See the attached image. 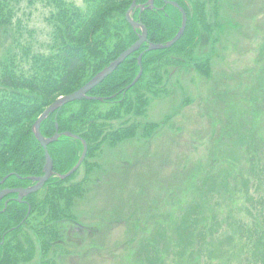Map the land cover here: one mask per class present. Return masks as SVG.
<instances>
[{
	"label": "rangeland",
	"instance_id": "obj_1",
	"mask_svg": "<svg viewBox=\"0 0 264 264\" xmlns=\"http://www.w3.org/2000/svg\"><path fill=\"white\" fill-rule=\"evenodd\" d=\"M72 1L83 6L82 0ZM202 1L205 6L199 13L203 21L192 28L200 32L196 45L180 52L173 50L170 57L164 58L160 71L152 65L153 56H146L145 62L151 64L142 66L144 79L127 96H142L147 102L139 109L140 115H123L103 126L104 135L99 140L107 136L102 153L99 159H87L89 167H96L90 169L88 183L86 165L82 164L71 179L59 185L52 183L35 196V200L45 198L49 190L57 189L59 201L65 198L63 189L89 188L81 197L75 196L76 205L70 212L83 225L77 226L69 218L56 220V236L47 243L52 251L48 259L43 254L45 248L29 233L26 242L37 248L31 252L29 264H40L42 259L50 260L49 264H190L184 259L191 244L200 255L197 264H222L210 259L208 253H219L221 257V253H234L236 245H242L246 254H231L223 264H249L256 256V250H249L255 245L246 238V231L241 240V231L235 232L234 223L221 222L230 213L240 223L252 226L264 221V212L257 203L249 205L250 213L238 210L239 204H248L243 193H232L237 183L241 189L249 188L248 195L254 201L264 197V0ZM188 4L192 13V0ZM48 13L49 9L38 0L31 4L29 0L21 1L18 16L31 51L47 49ZM10 43L11 36L0 42V48L5 44L8 49ZM85 79L81 74L75 84L81 87ZM93 106L105 113L115 107L101 102ZM78 107L77 103L68 105L63 116L77 114ZM147 131L148 139L144 136ZM130 133L135 138L119 144L120 135ZM112 136H117L114 147L107 145ZM213 156L220 160L215 162ZM57 157L62 159L60 154ZM226 160L233 161L229 169L221 165ZM72 165L69 162L64 166L68 169ZM241 174L244 178L250 176V182L237 178ZM224 178L230 182L227 193L232 197L224 195V203L215 196L217 200L206 203L208 211L202 216L201 202L195 203L188 191L196 187L197 193L204 195L205 187L207 192H214L208 188ZM174 191L179 192L176 198L171 196ZM188 201H193L192 208L187 207ZM125 206L129 207L122 212L120 208ZM130 207H136L135 218L144 223L141 226L145 229L131 230L126 225L132 213ZM202 218L206 224H196ZM39 220L42 224L41 217ZM105 221L107 225H103ZM171 223L175 225L170 227ZM245 242L249 248L243 247Z\"/></svg>",
	"mask_w": 264,
	"mask_h": 264
},
{
	"label": "trees",
	"instance_id": "obj_2",
	"mask_svg": "<svg viewBox=\"0 0 264 264\" xmlns=\"http://www.w3.org/2000/svg\"><path fill=\"white\" fill-rule=\"evenodd\" d=\"M21 1L0 0V42L8 40L11 36L9 48L6 49L4 47L5 44H2L3 48H0L2 51L0 54V181L7 176L5 181L0 184V189L26 187L32 184L27 177L42 174L44 149L34 137L32 124L43 110L59 96L78 89L80 86L78 87L75 82L81 74L84 75V78L86 77L85 81H83L86 83L134 43L138 37L137 32L132 29L125 18L126 11L133 0H82L83 6H78L72 0H38L44 7L49 9L48 16L45 19L49 27V42L45 44V47H47L46 51H31L30 44L24 38L26 29L21 23L20 19L22 18L18 16V12L21 10ZM34 1L29 0V3L31 4ZM146 1L136 0V4H143ZM175 1L183 7L187 16V26L184 34L170 48L144 52L141 58L142 66L151 64V61L145 62L146 56L150 54L153 56L152 65L154 69L160 71L164 58L170 57L173 50L180 52L186 48L187 50L191 49L194 47L193 45H196L198 41L197 35L200 32L192 28H194V24L203 21L199 11L204 10V1L192 0V13H190L188 8V0ZM154 4L156 6L154 9H144L142 12L138 7H135L132 15L135 20L146 26L147 43H164L176 34L181 24L182 15L174 6L164 5L163 0H154ZM184 44L188 47H185ZM146 47V43L142 44L138 51L127 57L113 73L88 92V95L99 96L104 98V100L82 98L68 103L51 113L40 125L41 133L45 137L53 135L55 124H58L59 132L74 133L87 142V154L83 161V165L85 164L87 169L85 177L87 181L85 184L90 179L89 177L92 173L90 169L96 168L89 167L87 159H99L103 150V142H105L107 136L99 140L104 135L103 126L106 125L108 120L121 119L123 115L131 113L140 115L139 109L147 102V99L142 96H139L138 99L134 97L128 99L127 96L130 91L135 92V88L143 81L144 70L139 80L126 89V86L133 81L138 73L139 64L137 57ZM18 50H20V54ZM154 58H156L155 61ZM98 102L105 105L109 103V105L115 107L105 113L93 106V103ZM73 103H77L79 106L78 111L75 112L77 114L64 117L65 108ZM134 105L138 107V110H136ZM97 121L100 124H97ZM97 127H100V129H97ZM107 127L110 128L111 125ZM149 134L150 131H147L144 136L148 138ZM116 137L112 136V142L107 145L110 147L116 146ZM134 138L135 136L131 133L130 135L122 134L118 138L120 140L119 144ZM82 149L83 146L80 140L67 136H61L56 142L49 144L48 151L53 159L54 171L61 174V171L69 170L71 167L69 166L66 169L64 165H68L69 162L74 165L79 159ZM57 154L62 156L60 161ZM211 159L214 160L216 158L213 156ZM217 160H220V158L214 161L216 162ZM60 162H63V166ZM221 165L229 169L233 165V161L226 160ZM239 169H236V171L240 172ZM75 173L66 179H71ZM248 177L250 176L244 178L241 174L237 178L246 179L250 182ZM66 179L62 180L55 176L37 193L23 197L20 202L14 199L16 194L13 193L6 195L0 200V264L30 263L31 252H33L34 248L35 250L37 248L34 243L26 242L29 233L34 236L40 247L43 246L45 248L43 252L44 257L46 256L45 259L49 258L52 251L47 249V243L53 238L54 234L56 236L55 221L62 218H72L70 212L71 207L75 203V196L81 197L87 188L77 187L70 191L63 189L62 193L65 198L60 199V202L56 201L58 191L55 190L57 189L49 190L45 198L36 197L35 200V196L44 191L48 185L52 183L59 185ZM229 183L224 178L217 185L216 183L212 184L208 189H214V192H207L204 187V195L197 193L195 187L194 190L188 191V196H191L193 201H196L195 203L201 202L202 216L205 211H208L206 209L208 201L212 203V200H217L218 197L222 198L224 195L231 198L232 193H243L245 204H248L247 207L239 204L238 210L250 213L249 205L255 202L264 212V197L259 201H254L248 195L250 193L249 188L245 189L241 185L243 188L241 189L237 183L235 190H233V187L232 193L228 195L227 187ZM248 186L249 184L247 183L246 187ZM257 187L259 188V186ZM222 190L225 194L220 192ZM178 193V191H174L171 196L176 198L174 196H177ZM42 200L44 201L43 203H41ZM222 200L225 203L223 198ZM193 201H188L187 204L189 205L187 207L192 208L191 204L193 203L191 202ZM214 203L215 205L219 203L221 206L219 201ZM128 207H121L120 210L123 209L122 212H124ZM129 209L130 211H128H132V213H130L131 217L125 221L126 225H130L131 230L134 227L145 229L146 227L141 226L144 223L135 218L136 212H138L136 207H130ZM149 211L151 212V210ZM214 215H216V212ZM40 217L43 220L42 224L39 220ZM197 218L199 219V215H197ZM223 220L225 221H222V224L229 221L236 225L234 229H236L235 232L237 233L241 231V240L246 231V238L252 243V246L255 245L253 249L250 248L249 250H256V258L254 257L249 264H264V221L263 224L254 223L252 226L249 223H240L239 219L231 213L229 217ZM200 221V223L196 224H206V220L203 218ZM107 224L108 221L103 223V225ZM174 225L175 223H171L170 227ZM174 230L175 228H172V231ZM145 238L146 236H144ZM244 246L250 247L246 242L243 243ZM68 247L66 246L65 248L68 250ZM186 251L187 255L184 261L190 264H197L200 260V255L198 251L193 250L192 244L187 245ZM204 251L206 252L205 249ZM233 252L228 251L227 255L221 253V257H219V253L216 255L209 252L208 256H210V259L220 260L223 264L225 258L231 254L235 256H240L241 253L246 254L242 245L240 247L236 245ZM45 259H42L44 261L40 262V264H49L48 261L50 260L46 261Z\"/></svg>",
	"mask_w": 264,
	"mask_h": 264
},
{
	"label": "water",
	"instance_id": "obj_3",
	"mask_svg": "<svg viewBox=\"0 0 264 264\" xmlns=\"http://www.w3.org/2000/svg\"><path fill=\"white\" fill-rule=\"evenodd\" d=\"M153 2H154V0H148L145 4L140 5V7L141 8H153V6H154ZM135 3H136V0H133L131 6L129 7L128 11L126 12V19L133 28H135V29L140 28L141 29L142 33L138 36V40L135 43H133L130 47H128L125 51H123L116 59H114L112 62H110L109 65H107L100 72H98L92 79H90L81 88H79L78 90H76L70 94H67V95H64V96L57 98L53 103H51L43 111V113L37 118V120L35 121V123L32 126V132H33L34 136L40 142V144L44 147L45 164L43 167V175L39 176V177H30L29 178L30 180L36 182L34 185H32L30 187L0 190V199L8 193L16 192L18 194V197L16 200L20 201L22 197L39 190L44 185V183L46 181H48V179L53 175V162H52V159L48 153L47 145L56 141L61 135L71 136V137H74L76 139L79 137L74 135V134H71L69 132L59 133L57 126H56V132L51 137H44L40 132V125H41L42 121L45 120L49 114H51L54 111H56L57 109L63 107L65 104L79 100L83 97L95 98V99H99V100L103 99L100 97H89L86 95V93L89 92L93 87L98 85L100 82H102L109 74H111L116 69V67L127 56H129L134 51L138 50L140 45L143 42L147 41V32H146L145 26L140 24L137 21H134L130 16L132 9L135 7ZM167 3H170V4L174 5L175 7H178L180 12L182 13L181 27L179 28L178 32L176 33V35L171 40L167 41L164 44L149 43L147 50H156V49L168 48L171 45H173L181 37V35L184 32V29L186 26V15L184 13V10L177 3L173 2V1H168ZM140 60H141V55L138 57L139 63H140ZM141 73H142V69L139 70L137 77L126 88H129L131 85H133L139 79V77L141 76ZM81 141L83 143V151H82L81 157L79 158L77 164L69 172H67L64 175H60L61 178H66L67 176L72 174L79 167L81 162L83 161V159L86 155V151H87V144L84 140L81 139ZM3 181L4 180H2L1 183Z\"/></svg>",
	"mask_w": 264,
	"mask_h": 264
},
{
	"label": "bare ground",
	"instance_id": "obj_4",
	"mask_svg": "<svg viewBox=\"0 0 264 264\" xmlns=\"http://www.w3.org/2000/svg\"><path fill=\"white\" fill-rule=\"evenodd\" d=\"M154 3V2H153ZM140 9V11L142 12L144 10V8H141L140 6L138 7Z\"/></svg>",
	"mask_w": 264,
	"mask_h": 264
}]
</instances>
